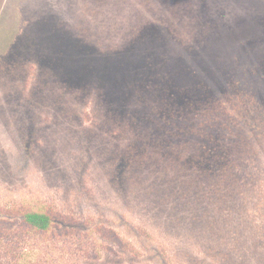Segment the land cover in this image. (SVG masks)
<instances>
[{
    "label": "rangeland",
    "instance_id": "obj_1",
    "mask_svg": "<svg viewBox=\"0 0 264 264\" xmlns=\"http://www.w3.org/2000/svg\"><path fill=\"white\" fill-rule=\"evenodd\" d=\"M148 36L198 68L264 63V0H0V213L52 215L28 264H264L262 154L243 205L209 213L135 149L117 81Z\"/></svg>",
    "mask_w": 264,
    "mask_h": 264
},
{
    "label": "trees",
    "instance_id": "obj_2",
    "mask_svg": "<svg viewBox=\"0 0 264 264\" xmlns=\"http://www.w3.org/2000/svg\"><path fill=\"white\" fill-rule=\"evenodd\" d=\"M135 43H147L154 54L145 68L142 51L136 44L130 47L139 62L133 68L130 63L135 69L131 81H117L123 85L115 104L121 117H129L135 149L148 152V161L165 180L187 181L199 200L197 209L210 213L227 204L237 210L247 196L242 182L249 178L248 169L256 176L259 156H264V63L198 68L186 43L183 54L160 53L156 46L162 45L150 47V36ZM14 221L19 225L12 226ZM51 227L52 215L46 211L5 208L0 213V264H28L30 254L20 250L24 235ZM118 244L138 253L130 243Z\"/></svg>",
    "mask_w": 264,
    "mask_h": 264
}]
</instances>
